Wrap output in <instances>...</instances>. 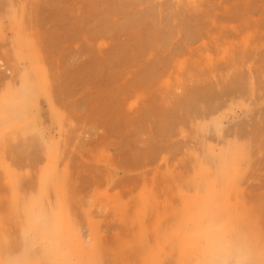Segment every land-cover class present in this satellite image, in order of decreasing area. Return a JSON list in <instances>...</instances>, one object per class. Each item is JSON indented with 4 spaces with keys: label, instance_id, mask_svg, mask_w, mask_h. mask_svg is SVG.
Here are the masks:
<instances>
[{
    "label": "rangeland",
    "instance_id": "obj_1",
    "mask_svg": "<svg viewBox=\"0 0 264 264\" xmlns=\"http://www.w3.org/2000/svg\"><path fill=\"white\" fill-rule=\"evenodd\" d=\"M0 264H264V0H0Z\"/></svg>",
    "mask_w": 264,
    "mask_h": 264
}]
</instances>
